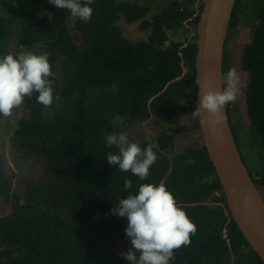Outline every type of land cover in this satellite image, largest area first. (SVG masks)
Wrapping results in <instances>:
<instances>
[{
    "label": "trees",
    "instance_id": "trees-1",
    "mask_svg": "<svg viewBox=\"0 0 264 264\" xmlns=\"http://www.w3.org/2000/svg\"><path fill=\"white\" fill-rule=\"evenodd\" d=\"M40 1L14 0L20 22L17 44L27 49L46 46L52 87L56 62L62 59L61 107L48 119L36 93L24 98L25 113L14 130L16 146L21 155L43 160L48 181L26 183L23 202L14 189L16 174L6 170L0 154V200L11 210L0 216V264H130L105 247L113 235L130 242L126 219L111 209L149 182L164 183L196 226L190 242L174 250L171 264H264L234 223L199 119L192 114L197 35L185 43L169 39L168 32L184 24L197 27L200 13L175 0L147 18L150 8L131 0H94L91 20L75 21L81 40L77 44L67 27L70 12L46 0L43 13ZM239 2L229 29L244 15ZM122 19L140 21V28L149 31L147 40L129 41L118 25ZM7 24L0 17V54H7ZM226 42L223 73L234 68L249 75L245 110L258 137L261 166L258 178L250 175L264 197V5L239 58L227 50ZM227 111L230 118L229 104ZM117 115L122 125L114 122ZM154 117L177 125L139 141L141 148L153 140L158 146L159 158L149 176L141 180L110 165L106 155L118 150L105 145L104 133ZM182 119L188 123L181 124ZM194 135L180 147V141ZM126 180L130 189L124 186Z\"/></svg>",
    "mask_w": 264,
    "mask_h": 264
},
{
    "label": "clouds",
    "instance_id": "clouds-1",
    "mask_svg": "<svg viewBox=\"0 0 264 264\" xmlns=\"http://www.w3.org/2000/svg\"><path fill=\"white\" fill-rule=\"evenodd\" d=\"M59 9H66L71 16L87 23L91 20L94 0H48ZM54 73L45 54L24 49L16 54H0V116H9L14 108L36 93L37 103L50 106L54 90ZM226 86L215 90L210 84H198L201 89L198 106L192 110L201 124L222 125L226 119L224 107L233 102L239 91V76L234 68L227 72ZM197 105V104H196ZM201 109L207 113L203 115ZM123 124L119 115L113 118ZM231 124V123H230ZM105 145L118 150L106 155L110 165L122 172H131L144 180L158 160L157 144L153 140L141 148L139 142L130 141L125 131L104 133ZM125 188L132 187L125 181ZM113 215L126 219L125 235L130 247L123 257L130 264H169L174 250L187 245L196 226L164 183H144L135 193L119 199L111 209Z\"/></svg>",
    "mask_w": 264,
    "mask_h": 264
},
{
    "label": "rangeland",
    "instance_id": "rangeland-1",
    "mask_svg": "<svg viewBox=\"0 0 264 264\" xmlns=\"http://www.w3.org/2000/svg\"><path fill=\"white\" fill-rule=\"evenodd\" d=\"M132 2L145 5L150 8L147 18L160 12L171 1L175 0H131ZM183 6L193 10L196 14L201 12L203 0H176ZM239 5L244 15L240 16L237 25L231 29H228L226 37V48L235 57L240 56L241 45L247 43L250 40V35L253 26L257 23V17L260 9L264 5V0H240ZM40 8L43 13L47 12V1H40ZM0 17L8 20V45L7 54H16L24 49L17 44L18 32L20 28L19 13L15 5L14 0H0ZM78 18L69 16L67 20V27L71 36L74 38L77 44L81 43L79 33L74 29L75 21ZM124 36L131 42L146 41L149 31L142 30L140 28V21L127 23L125 20H118ZM230 28V27H229ZM170 40H177L185 43L186 41L195 40L197 35V27L191 24H184L180 29L176 31L168 32ZM32 50L37 53L45 54L48 57L46 46L39 44L33 47ZM62 59L56 62L58 69V76L56 85L53 86V102L50 106H44L43 116L44 118H52L54 114L60 109L61 102L59 101V88L61 83V75L59 68ZM239 76V91L236 99L229 103L230 109V123L232 129L236 134V143L238 149L242 155L244 163L249 173L258 178L261 173V166L259 161V154L257 148L258 137L255 131L250 128V123L246 116L244 93L249 81V75L245 70H236ZM227 73L224 74L223 81L226 86ZM25 110L23 104L18 108H14L11 114L7 117L0 116V154L5 161L6 170L11 173L14 172L16 177L14 178V189L20 194V202L25 199V184L28 182L38 181L45 179L48 181L45 174V168L43 160L36 155H21L16 146V139L14 137V130L16 128L18 120L24 115ZM165 119V118H162ZM186 119L181 120V124H187ZM126 124V123H125ZM130 127H120L117 132L125 131L129 140L133 142H139L142 140H149L160 133H166L174 128L177 123L172 120H161L160 118H150L144 122H132ZM194 136H189L187 140L180 141V147L189 144L193 141ZM264 193V191H263ZM10 206L2 203L0 200V216L10 213ZM105 245L109 251H115L122 255L123 252L131 246L130 242L125 239H117L115 235L111 236L107 240ZM123 257V255H122ZM124 258V257H123ZM125 259V258H124ZM172 259L169 261L171 264Z\"/></svg>",
    "mask_w": 264,
    "mask_h": 264
},
{
    "label": "water",
    "instance_id": "water-1",
    "mask_svg": "<svg viewBox=\"0 0 264 264\" xmlns=\"http://www.w3.org/2000/svg\"><path fill=\"white\" fill-rule=\"evenodd\" d=\"M237 0H203L197 24L195 59L196 106L201 89L224 87L223 54ZM203 115H207L201 109ZM222 125L201 124L204 145L222 186L229 212L254 252L264 263V197L255 185L238 149L227 105Z\"/></svg>",
    "mask_w": 264,
    "mask_h": 264
}]
</instances>
